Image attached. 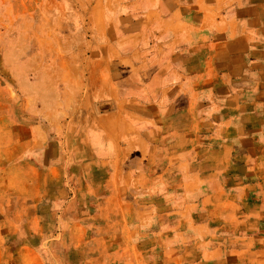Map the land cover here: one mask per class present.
<instances>
[{
    "label": "rangeland",
    "instance_id": "374dc122",
    "mask_svg": "<svg viewBox=\"0 0 264 264\" xmlns=\"http://www.w3.org/2000/svg\"><path fill=\"white\" fill-rule=\"evenodd\" d=\"M182 5L0 0V264H264V177L205 175L216 122L167 143L175 81L155 58L190 41L160 16Z\"/></svg>",
    "mask_w": 264,
    "mask_h": 264
},
{
    "label": "crops",
    "instance_id": "0c3cea01",
    "mask_svg": "<svg viewBox=\"0 0 264 264\" xmlns=\"http://www.w3.org/2000/svg\"><path fill=\"white\" fill-rule=\"evenodd\" d=\"M182 1L179 10H156L165 16L169 33L177 24L175 17L180 15L183 31H188L191 38L187 42L169 34L170 38L159 47L166 54L157 53L155 58L158 64L162 62L159 57H166L162 62L166 67L164 78L167 82L175 81L166 107L177 110L167 116V120L173 116L167 128L179 137L170 140L168 135L167 143L173 146L172 151L182 152L184 139L197 133L186 130L188 126L210 129L206 122L218 123L217 143L204 147L206 152L216 154L215 161L206 166L205 175L224 177L221 184L231 190H255L257 186L250 184V180L246 182V178L264 177L263 170L250 166V160L264 158V0ZM179 86L190 98L188 101L184 97L175 103ZM185 107H189V123L184 120L185 113L178 112ZM197 137L196 150L202 154L199 145L204 139ZM232 161L238 164L232 166ZM261 186L264 189V184ZM255 198L264 207V191Z\"/></svg>",
    "mask_w": 264,
    "mask_h": 264
},
{
    "label": "bare ground",
    "instance_id": "6f19581e",
    "mask_svg": "<svg viewBox=\"0 0 264 264\" xmlns=\"http://www.w3.org/2000/svg\"><path fill=\"white\" fill-rule=\"evenodd\" d=\"M165 27V26H164ZM224 62V61H223ZM188 74V73H187ZM212 218V217H211ZM214 255V254H213Z\"/></svg>",
    "mask_w": 264,
    "mask_h": 264
}]
</instances>
